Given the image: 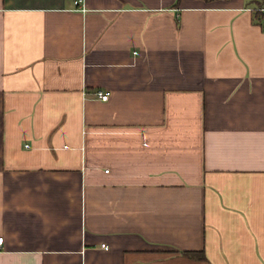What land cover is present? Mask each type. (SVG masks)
<instances>
[{
  "label": "crops",
  "instance_id": "obj_1",
  "mask_svg": "<svg viewBox=\"0 0 264 264\" xmlns=\"http://www.w3.org/2000/svg\"><path fill=\"white\" fill-rule=\"evenodd\" d=\"M0 236V264H264V0H0Z\"/></svg>",
  "mask_w": 264,
  "mask_h": 264
},
{
  "label": "built area",
  "instance_id": "obj_2",
  "mask_svg": "<svg viewBox=\"0 0 264 264\" xmlns=\"http://www.w3.org/2000/svg\"><path fill=\"white\" fill-rule=\"evenodd\" d=\"M95 95H96V97H98L100 100H102V101H105V100H107V98H108V93L107 92H104V91H102V90H97V91H95ZM2 242H3V237L2 236H0V247H1V245H2ZM102 248H104V249H106L107 248V245H105V244H101L100 245Z\"/></svg>",
  "mask_w": 264,
  "mask_h": 264
},
{
  "label": "trees",
  "instance_id": "obj_3",
  "mask_svg": "<svg viewBox=\"0 0 264 264\" xmlns=\"http://www.w3.org/2000/svg\"><path fill=\"white\" fill-rule=\"evenodd\" d=\"M192 254H200V253H197V252H193Z\"/></svg>",
  "mask_w": 264,
  "mask_h": 264
}]
</instances>
